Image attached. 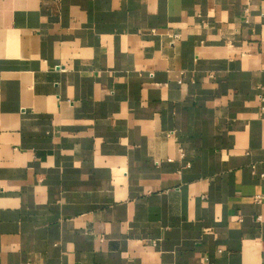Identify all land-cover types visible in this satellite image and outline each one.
Segmentation results:
<instances>
[{"label": "crops", "instance_id": "crops-1", "mask_svg": "<svg viewBox=\"0 0 264 264\" xmlns=\"http://www.w3.org/2000/svg\"><path fill=\"white\" fill-rule=\"evenodd\" d=\"M0 264H264V0H0Z\"/></svg>", "mask_w": 264, "mask_h": 264}]
</instances>
